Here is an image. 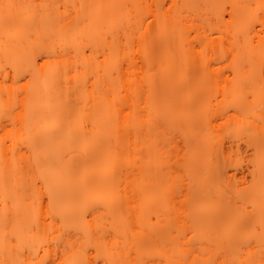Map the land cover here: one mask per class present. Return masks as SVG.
Listing matches in <instances>:
<instances>
[{"label": "bare ground", "instance_id": "bare-ground-1", "mask_svg": "<svg viewBox=\"0 0 264 264\" xmlns=\"http://www.w3.org/2000/svg\"><path fill=\"white\" fill-rule=\"evenodd\" d=\"M18 1L0 0V64L14 80L32 77L0 86V123L15 126L0 140V264H146L166 250V264H233L237 239H264V30L233 32L235 15L259 9L252 0H80L69 19ZM194 14L231 32L232 64H253L244 77L263 85L253 99L243 79L218 84L201 57L214 46L209 29L194 51ZM87 37L101 55L94 71L81 55ZM92 72L96 90L83 99ZM217 85L214 99L206 90ZM235 137L254 163L232 191L222 141Z\"/></svg>", "mask_w": 264, "mask_h": 264}, {"label": "rangeland", "instance_id": "rangeland-1", "mask_svg": "<svg viewBox=\"0 0 264 264\" xmlns=\"http://www.w3.org/2000/svg\"><path fill=\"white\" fill-rule=\"evenodd\" d=\"M70 1H72V0H32L31 2H29V5L32 4L31 5L32 7L29 6V5L28 6L30 8H33L32 10H34V11H35V9L37 7V9H39L41 11H47L48 10L49 12L47 11V13L52 12V14L57 15L59 17H62L63 19H69V18L73 17L74 15H76L77 9L80 8L83 5V1H85V0H83V1L77 0V3L75 5L71 4ZM147 1L150 2L152 0H146V2ZM25 2H23V3H25ZM148 2H147V4H148ZM168 3L169 2H167V4H166V8H168L167 6H169ZM252 3H253V7L254 8H259V9L258 10L241 11V13H238L237 15H235L233 17V26L235 27L233 29L234 30L233 32L235 33L236 31L237 32H240V31H242V32L245 31L246 32V31H248L247 32V34H248L249 31H251V32L254 31L253 34L250 33V36H247L246 35V37H249V38L251 36H253V35H262L263 36L262 32H260L259 30H261V29L264 30V6L262 5V0H254V2L252 0ZM263 3H264V0H263ZM16 4H18V3H16ZM25 6H27V5L25 4ZM14 7H15V9L17 8L15 5H14ZM20 7H22V6L20 5ZM29 13H32V11H30ZM17 16H16V18H17ZM59 17L57 18V21H58ZM202 17L203 16L200 15V14H194V15H192V18L190 17L191 19L189 18L190 19L189 20L190 23L187 21L188 24L191 25L190 27H191L192 30L190 28H188L189 29L188 35L191 37L192 40H193V38L195 39L198 34L203 39V36L205 37V36L208 35V34L204 33L205 31H203V30H205V28L209 29L208 30L209 31V35L207 37H205L206 39L208 38V40H205V39L204 40L205 41H209V39H210V41L213 40V42H214L213 45L214 46L211 45V47L210 46H209V48L207 47L203 51L201 57L202 58H207L208 57V59L210 58L209 59L210 61L212 59V61L210 62V64L212 66L210 64L209 65L211 66V68H213L214 70L216 69L215 71H217L218 84L221 83V82H224V81H229L230 79H232V81H234L236 79H239V78L240 79H243V82H242L243 83V87H244L243 92H244V94L249 99H253L254 91H256V89H261L260 88L261 86L263 87V85L259 86L256 83H254L252 85L250 84V83H253L254 82V80L252 82V79L255 78V77L254 78H251L252 77L251 76L252 75L251 73L248 74L249 76H251L250 78H248V79H251L250 80L251 81L250 83L248 82L249 80L246 81L247 79L244 77L245 70L248 71V69L250 68L251 71H253V69H252L253 68V64L252 65H249V66H246V62L243 63V65H241L242 63L241 64H235V62H234V64H232L231 61L233 59V55H232L231 52H229L230 50L229 51L227 50L228 49V46H229V40H230V38L232 36V35L229 36L231 32L229 33V35H228V33H226V34L225 33H223V34L221 33L220 34V32L218 33V32L213 31L211 29V27L209 28V27H206L205 25L202 26V24H206L207 25L208 21L210 20V19H208V20L206 19L207 22L204 23L205 19H204V17L203 18ZM229 19H230L229 16L225 14L224 15V20L228 21ZM18 20H17V22H18ZM148 20L150 21L151 20V17H149ZM202 20H203V23L201 24ZM191 22H193V23H191ZM58 23H59V21H58ZM209 24H210V21H209ZM0 25H1V28L5 25L4 27L7 29L6 26L9 25V24H0ZM197 25L202 26V29L199 26H198V28H196L195 26H197ZM192 26L194 28H192ZM5 28H3L4 30H2V31H5ZM210 29L212 31H210ZM208 31H206V32L208 33ZM189 32H190V34H189ZM200 33H201V35H200ZM2 35H3V32H1L0 37ZM94 35L95 34L93 33V36ZM184 35H185V33H184ZM188 35L186 37H188ZM5 36H6V34H5ZM199 36H197V38ZM241 36H242V34H241ZM88 37L87 38H83V41H82L81 38H79L82 41V48H83V51L82 52L84 53V55L83 54H81V55L83 57L85 56L86 58H90V60H92V64H91L92 69L90 68L89 70L94 71L93 68L94 67L96 68V64L98 62L96 57H98L100 59L101 58L100 57L101 55L100 56L98 55L99 52L98 51H97L98 53L96 52V49H95V47L93 45V43L96 42V39L93 37L95 40L92 41V39H89ZM186 37H185V39H186ZM201 37H199V38H201ZM254 37H256V36H254ZM5 38L6 37L3 36V37L0 38V40H4ZM90 38H91V36H90ZM238 38H240V37H238ZM241 38H244V37H241ZM84 39H86V40H84ZM6 40H8V38ZM192 40H190V41H192ZM196 40H198V39H196ZM257 41H258V38H255V43ZM193 44L196 47L194 51H197V52L199 51L200 52L202 47H200V45L197 44L194 40H193ZM0 57H2V55H0ZM2 58H4L3 61L6 59L5 57H2ZM202 58H201V60H202ZM34 60H35L36 64L39 67V66L44 65L45 61L47 60V57H45V55L38 54V55H36V57H35ZM84 60H85V58H84ZM1 62H2V60H1ZM4 62L6 63V61H4ZM7 63H8V65L10 67H12V65L9 64V61L8 60H7ZM248 64H250V63H248ZM8 65L6 64L5 66H2L0 64V86H7V85L10 86L11 83L12 84L15 83L13 86L15 87L17 85L19 87L20 85L21 86L22 85H27L29 83V81L31 80V77H32L30 72L21 71L20 74L18 75V77L15 78V80H14L13 77H12V75L15 73V70L13 69L14 67L10 68ZM180 67H179L180 70L177 71V73L179 75H180V73L182 71L181 69H183L182 66H180ZM13 71H14V73H13ZM161 72L159 71V73H161ZM247 73H249V71ZM254 73H255V71H253V74ZM86 75H88V74H86ZM93 75H94V73L92 72V75H88V78H85L87 80L83 84L84 87H82V88H84L83 89V91H84L83 99H84V97L89 96L91 92H94L96 90V88H94L93 85H92V82H94ZM260 83H262V81ZM64 84H65V82H64ZM226 84H228V83H226ZM65 85H67V84H65ZM71 85H68V86H71ZM223 85H224V83H223ZM64 86H63V88H64ZM252 86H254V87H252ZM255 86H257V87H255ZM220 87L221 86L217 85V87H215V89L209 88L210 90L209 89H208L209 91L206 90V93H209L211 91L209 94H212L211 96H213V98L216 99L219 96L218 95V91H219V88ZM70 89H71V87H70ZM77 97H78V100H77ZM79 97H80L79 95H76V94H72L71 95L70 94V97L69 98L72 100L73 103L78 104V107H81L83 105V101L84 100L83 99L80 100ZM87 104L90 105L92 103L88 101ZM225 115L231 117V120L233 121V123L236 124V117L238 115H240V114L236 111V109L234 107H228L226 109V111H225ZM160 122H162V121H160ZM222 122H224V120L220 118L218 120V123L220 124ZM14 127H15L14 124H11V122L7 121L6 119L2 120L1 123H0V140L3 139V138H5L9 134V132L13 130ZM140 134H143V133H141V132H137L136 133V135L138 136V137L136 136V140L139 138V136H140V139H141V136H143V135H140ZM175 136H178V135H175ZM175 136H173V137H175ZM168 137L165 139L166 141H167ZM177 138H175V140ZM179 138H180V136H179ZM179 138L176 141L178 143L177 146H179V148H180V149L178 148V150H181V149H183V146L182 145L183 144L186 145V144L183 143L184 140L181 141V139H179ZM172 140H173V138H172ZM161 142H163V139L161 140ZM168 142H170V141H167V143L165 142V144L166 145L169 144ZM172 142H174V140ZM159 143H160V141H159ZM179 143H180V145H179ZM7 144H9V143H7ZM163 146H161V148ZM170 146H172V145H170ZM170 146H168V147H170ZM184 148L186 149V146ZM222 148L225 149L224 151H226L228 153L226 155L227 160H225V161H228L227 162V165L225 166L226 167L225 170L228 171L230 174H235L236 175L235 177L231 178V182H230V185L232 187V191H234L237 187H240V185H241L240 182L243 179L242 178L243 177V173H247L248 172L247 169L253 167L254 160H253V157L251 156L252 148L249 147V145L246 142H244V140H242L241 138H238V137L229 138L227 140L222 141ZM166 149H167V147H166ZM168 149H171V147L168 148ZM172 150H174V149H172ZM172 152H173V156H175L174 151H172ZM180 152H182V151H180ZM171 158H173V157L171 156ZM171 160H173V159H170L169 161L171 162ZM223 161H224V159H223ZM174 163H175V159H174ZM171 165H173V164H171ZM176 168H178L177 165L175 166V171L174 172H178V171H176ZM166 169H168V168H166ZM178 169H180V168H178ZM183 181H184V178H183ZM160 190H161L160 193L162 192L164 194L162 186H161ZM179 199L181 200L182 197H179L178 200ZM151 218H155V215L153 217H151ZM156 218H158L157 215H156ZM152 220H154V222L156 221L155 219H152ZM197 244H195V245L192 244V246H198L199 244L198 245ZM191 248L193 249V247H191ZM165 250H166V248H165ZM156 252L157 253H155L156 254L155 257H153L152 259H150V261L146 262V264H149L151 262H152L151 264H166L167 263V261H166L167 260L166 254L164 253V252L167 253V250L164 251V252H162L161 254L159 253V251H156ZM169 252H170V250H169ZM191 254H193V253H191ZM170 255H171V253H169L168 256H170ZM194 256H191V258L194 257ZM219 256H221V255H219ZM218 257H216V258H218ZM214 258H212V259H214ZM98 262L100 263V261H98ZM233 264H264V239L263 238H260V239H256V238H254V239H242V238L241 239H237L234 242V248H233Z\"/></svg>", "mask_w": 264, "mask_h": 264}]
</instances>
